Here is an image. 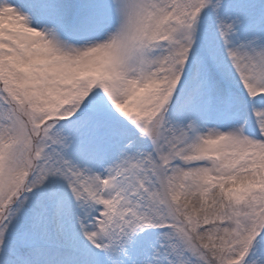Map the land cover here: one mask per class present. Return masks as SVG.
Listing matches in <instances>:
<instances>
[{
    "label": "snow or ice",
    "instance_id": "1",
    "mask_svg": "<svg viewBox=\"0 0 264 264\" xmlns=\"http://www.w3.org/2000/svg\"><path fill=\"white\" fill-rule=\"evenodd\" d=\"M0 264H264V0H0Z\"/></svg>",
    "mask_w": 264,
    "mask_h": 264
}]
</instances>
